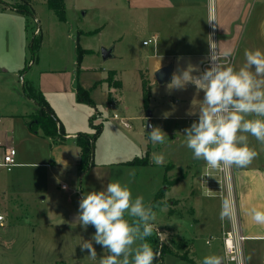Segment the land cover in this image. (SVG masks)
Masks as SVG:
<instances>
[{"label": "crops", "instance_id": "obj_1", "mask_svg": "<svg viewBox=\"0 0 264 264\" xmlns=\"http://www.w3.org/2000/svg\"><path fill=\"white\" fill-rule=\"evenodd\" d=\"M127 4L133 11L131 15H135L130 19L135 26L134 29L146 26L150 32L148 38L156 35L155 43L143 44V40L146 39L142 40V45L151 44V49L141 57L143 67L137 69V75L141 77V80V74H145L151 83L153 76L155 79L154 73L157 69L169 66L170 70L166 80L170 81L173 73L183 69L188 63L195 66L192 74L198 76L200 72L209 67V44L213 43L221 62L230 63L236 68L245 63L246 50L256 48L264 50V0H127ZM25 24L26 17L23 13L0 2V83L8 79L13 82V77L27 64L28 80L40 89L63 130L61 133L58 132L59 135L54 138L29 131L24 122V115L35 110V103L23 91L16 89L13 92L2 88L0 91V152L7 147H14L17 162L14 167L16 168H55L74 176L82 172L78 167L80 147L76 143V135L81 132L92 133L90 118L93 124L101 123L102 125L101 132L93 143L94 156L96 145L101 138L104 139L106 131L109 133L108 136H111L109 140L112 145H116L123 139L116 130L105 129L104 122L107 121V117L103 112L107 109V105L111 107L114 104H120L117 92L121 89L122 82L116 75V71L109 69L115 71L114 75L117 77L115 79L121 82L119 87H109L105 81L108 69L91 68L85 64L83 57L77 63L76 46L80 47V45L76 40L74 57H68L63 64L58 61L54 64L46 63L40 56L36 60L29 59L26 62L29 43ZM226 49H232L233 55L222 56ZM76 82L88 90L94 105L77 101ZM187 84L179 89L180 94L174 99V102L180 100L181 103L171 106L168 114L163 116L170 122L165 132L168 136L166 141L163 144H154L152 141L146 143L145 139L138 138L136 146L138 153H135L133 157H142L146 154L147 163L127 166L141 171L144 167L154 163L151 159L154 153L162 152L167 161L166 164L161 165L164 167L166 181H168V173L170 177L175 178L173 185L181 184L184 187L187 186L186 182L189 184L187 177L172 176V170L181 166L179 162L181 155H178V158L175 152H183L187 155L186 157L192 155L191 150L184 144L183 133L185 127L197 119L199 104H202L201 100L204 95L203 90H198L196 86L189 87ZM108 94H110V99ZM110 101H112L111 106ZM113 113L116 112L113 111L110 114L111 121L117 120L121 126H124L120 117L114 118ZM158 126L161 128L160 124ZM162 128L165 129L164 126ZM186 157L184 160L186 159L187 162H184L183 166L189 163ZM100 160L93 158V165L81 174L82 177H86L85 186L91 187L92 190H99L104 184L115 179L120 180L116 176L117 170L113 169L116 164ZM127 160L130 158L120 163L126 164ZM201 160L192 157L191 166L196 167L197 162ZM111 164L114 166H110ZM166 166L170 169L165 170ZM121 173L125 174L123 171ZM97 176L100 178L98 179ZM127 178L128 175L126 179L120 181L129 185L134 197L136 196L134 191L140 188L139 184L132 180V176L128 181ZM222 182L219 195L224 199H230L233 211L230 218L222 219V230L224 227L234 228L245 236L243 247L246 250L244 253H247L249 257L248 261L246 260L247 264H264V223L254 221L250 212L253 207L264 210V164L230 166L225 169ZM62 184L59 187L67 190L68 186L63 188ZM196 187L200 188L197 181ZM157 190V184L151 181L150 186L147 187L145 200L150 198L151 201ZM75 193L80 194V197L83 194L80 181L79 188H75L72 194ZM67 197L66 202H69L71 206L64 207L56 204V208L54 207L51 213L57 219L62 220L63 222H60L63 225L68 216L75 217L77 213L74 215L72 213L78 211L77 204L70 199V196ZM22 204L23 201L18 195L0 199V207L9 211L8 214L11 217H17L14 210L21 208ZM0 214L2 215L1 222L4 220V214L1 211ZM19 215L24 216L23 213ZM164 232L161 233L162 238L171 231ZM4 242V245L10 248L17 241L13 239Z\"/></svg>", "mask_w": 264, "mask_h": 264}, {"label": "rangeland", "instance_id": "obj_2", "mask_svg": "<svg viewBox=\"0 0 264 264\" xmlns=\"http://www.w3.org/2000/svg\"><path fill=\"white\" fill-rule=\"evenodd\" d=\"M0 2L16 10L20 6L19 3H26L29 10L24 14L28 43L32 38L39 43L34 53L35 60L40 56L46 63L54 64L58 61L63 64L68 57H74L76 40L80 47L84 48L82 57L87 66L116 71L122 82L121 89L117 92L120 104L111 107L107 105V109L103 110L107 117L104 123L105 129L116 130L123 139L112 145L109 140L111 136H108L109 133L106 131L104 139L101 138L96 145L95 156L94 146L92 147V154L97 161L101 159L100 161L116 164L113 169L117 170L116 176L120 180L126 179L128 175V181L132 176V180L137 181L140 187L134 193L136 196H143L146 205L150 206L152 201L149 200L150 198L145 200L147 187L150 186L151 181L157 184L158 190L163 189L159 204L155 206L156 209L153 208L156 214L153 222L159 224L157 229L160 233L154 231L153 239L146 238L153 249L159 250V255L154 258L153 264L155 259L158 264H200L205 255L222 256L221 210L224 198L219 195V190L220 184L223 183V174L221 175L223 171L211 169L204 160L203 162L201 160L202 163L197 162L196 167H193L192 155L186 157L183 152L176 151V157L181 155L179 161L181 166L177 168L178 170H172V176L182 178L184 175L189 179V184L186 182L185 187L181 184L173 185L175 178L167 173L166 184L169 186L164 188L163 166L156 165L152 161L151 165L140 171L132 169L134 167H127L130 166L127 163H120L138 153L136 152L138 138L145 139L146 143L150 142L143 124L147 109L152 112L153 125L160 124L161 128L164 126L165 129L162 130L166 132L170 122L163 116L165 113L168 114L171 106L181 103L180 100L174 102L180 92L177 88L169 89L168 80L158 83L153 76L150 83L149 78L141 74L142 80L150 86L148 107H144L142 80L137 75V69L143 67L141 57L151 49V44L142 45V40L147 39L150 32L146 26L134 29L135 26L130 19L135 15H131L133 11L129 9L127 0H64L65 20H59L54 11L47 7L45 0H1ZM103 48H111L109 57H102ZM27 59H31L29 49ZM115 71L113 76L117 78L114 75ZM28 77L29 70L26 68L13 77V82L8 79L0 83V91L2 88L13 92L16 89L22 91V79L28 80ZM187 85L195 86L191 82ZM113 111L120 118L125 119L128 123L127 127L121 126L117 120L111 121L109 116ZM248 144L257 152V156L248 165L264 164V143L249 135ZM185 157L189 163L183 166L184 162H187L186 159L184 160ZM168 169L170 167L166 166L165 170ZM121 171L125 174L123 175ZM81 174L82 172H78L73 176L69 172L42 167H13L9 171L0 168V199L18 195L23 201L22 207L14 210L17 217H11L9 211L0 207V211L4 214V220L0 222L2 239L0 264H99L100 258L108 254L107 249L93 242L97 252L96 259H93L88 255L87 249L81 250L79 247L82 239L91 240L94 227L91 224L86 227L74 224L72 220L74 216L65 217V225H63L60 222L62 220L51 214L56 204L64 207L70 205L66 202L67 196H70L78 206L80 194L72 193L75 188H79V181L82 193L93 191L91 187L85 186L86 177H82ZM196 181L200 188L196 187ZM62 183L68 186L67 190L59 187ZM21 213L23 217H20ZM76 213L74 211L72 215ZM167 230L171 232L162 238V234ZM13 239L17 241L16 244L7 248L4 241ZM164 247L176 253L164 252ZM245 251L243 247L244 263L247 264L249 257L244 253ZM180 253L188 257H181ZM129 260L131 264V257Z\"/></svg>", "mask_w": 264, "mask_h": 264}, {"label": "clouds", "instance_id": "obj_3", "mask_svg": "<svg viewBox=\"0 0 264 264\" xmlns=\"http://www.w3.org/2000/svg\"><path fill=\"white\" fill-rule=\"evenodd\" d=\"M209 47V67L197 76L192 74L195 66L188 63L173 73L168 83L169 89H182L191 82L204 93L197 119L184 129V144L193 158L204 160L211 169L246 166L257 156L248 144V136L264 143V50H246L245 63L236 68L221 62L214 43ZM231 55L232 49L222 53L224 57ZM147 127L148 139L154 144H163L168 138L159 126ZM151 159L156 165L167 163L162 152L154 153ZM250 212L254 221L264 223V210L253 207ZM232 215L230 199L225 198L221 218ZM155 218L143 196L133 197L127 183L113 180L99 190L84 192L79 199L74 224H91L95 229L91 240L82 239L79 247L87 249L93 259L97 257L93 242L107 249L108 254L100 258L99 264H130V257L131 264H153L159 250L153 249L146 238L154 231L160 233ZM200 264H223V257L208 254Z\"/></svg>", "mask_w": 264, "mask_h": 264}, {"label": "trees", "instance_id": "obj_4", "mask_svg": "<svg viewBox=\"0 0 264 264\" xmlns=\"http://www.w3.org/2000/svg\"><path fill=\"white\" fill-rule=\"evenodd\" d=\"M45 3L47 7L54 11L56 16L59 20H65V11H64V0H45ZM19 7H17V10L23 14L28 13L29 10L27 8V5L25 2L19 3ZM39 46L38 41L35 38H32L31 41H29L28 49L31 52V59H34V53L37 50ZM84 52V49L80 48L78 45L76 46V62L79 63L82 57V53ZM28 59L26 60V62ZM27 68V64L20 70V72H23ZM114 71L109 70L107 73V76L105 78V81L107 82V85L109 87H119L121 85V82L119 80H116L113 76ZM142 85V97H143V103L144 107H148V101L150 97V86L146 83L145 80L141 81ZM76 99L79 102L87 103L89 105H94L92 99L89 96V92L87 89H84L76 82ZM22 91L23 93L30 99L33 100L35 103V110L27 115H24V122L32 133L41 134L44 136H48L51 138H54L58 135V132H62V126L58 119L55 117L53 111L51 110L49 104L45 100L42 92L40 89L35 86L32 82L29 80L22 81ZM108 98L110 99V94H108ZM90 126L92 127V133H78L76 135V143L80 147V159L78 163L79 169L84 172L88 168H90L93 165V154H92V147L95 139L98 137V135L101 132L102 125L101 123L93 124L92 119L89 120ZM127 164H145L147 163V155L145 154L142 157H133L130 160L125 161ZM164 184L165 187L168 185L166 184V179L164 175ZM163 192V189H159L155 195V197L150 202V206L155 208L157 204L160 202V194ZM149 239H153V236L147 237ZM164 252H172L176 253L175 251H172L170 248L164 247ZM178 254V253H177ZM181 257H188L186 254L180 253ZM154 264H158L157 260L155 259Z\"/></svg>", "mask_w": 264, "mask_h": 264}, {"label": "built area", "instance_id": "obj_5", "mask_svg": "<svg viewBox=\"0 0 264 264\" xmlns=\"http://www.w3.org/2000/svg\"><path fill=\"white\" fill-rule=\"evenodd\" d=\"M148 42H156V35H152L150 38L143 40V44H147ZM210 66V62H208ZM111 106L112 103L110 102ZM114 118H119L117 113H113ZM121 123L124 126H127L128 123L125 119L120 118ZM16 162V149L14 147H7L3 152H0V168H3L7 171L11 170ZM223 171V172H222ZM221 175L225 173V169L221 170ZM63 188H66L65 184H62ZM2 219V215L0 214V220ZM221 239L223 245V261L225 264H245L244 263V255H243V242L245 240V236L242 235L238 230L234 228L224 229L221 232ZM208 242V239H206Z\"/></svg>", "mask_w": 264, "mask_h": 264}, {"label": "water", "instance_id": "obj_6", "mask_svg": "<svg viewBox=\"0 0 264 264\" xmlns=\"http://www.w3.org/2000/svg\"><path fill=\"white\" fill-rule=\"evenodd\" d=\"M111 55V48H103L102 49V57L103 58H107ZM169 70L170 67L169 66H163L159 69H157L154 73L155 75V79L158 83H163L164 81H166L168 74H169ZM151 115L152 112L150 109H147L146 111V121H145V130L146 132L150 131V128L147 127V125L151 124L152 125V121H151ZM165 188V187H164Z\"/></svg>", "mask_w": 264, "mask_h": 264}]
</instances>
